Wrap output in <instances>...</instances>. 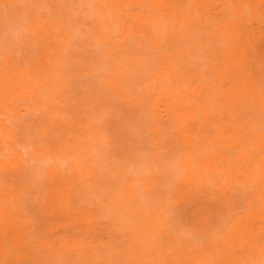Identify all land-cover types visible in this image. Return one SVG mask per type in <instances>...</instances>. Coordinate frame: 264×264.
<instances>
[{"label": "bare ground", "instance_id": "obj_1", "mask_svg": "<svg viewBox=\"0 0 264 264\" xmlns=\"http://www.w3.org/2000/svg\"><path fill=\"white\" fill-rule=\"evenodd\" d=\"M0 28V264H264V0H0Z\"/></svg>", "mask_w": 264, "mask_h": 264}, {"label": "rangeland", "instance_id": "obj_2", "mask_svg": "<svg viewBox=\"0 0 264 264\" xmlns=\"http://www.w3.org/2000/svg\"><path fill=\"white\" fill-rule=\"evenodd\" d=\"M0 33H2V35L0 36V39H2V40H4L5 41V45H6V47L8 48V47H10V46H13L14 44H13V42L11 41V39L9 38V33H5L4 31H2V28H0ZM13 39H14V36H13ZM2 48V46H1V44H0V49ZM0 51H3V49L2 50H0ZM255 110H256V112H258V114L260 113L259 112V110L257 111V109H254V112H253V110L251 109V110H249L248 112H247V116L248 115H256V116H259L257 113H255ZM253 113H252V112ZM255 113V114H254ZM24 116V115H23ZM256 116H254V118H256ZM22 117V116H21ZM40 117V116H39ZM27 118H29L28 120V122H27ZM27 118H22V119H20L21 121H20V124L19 123H17V126H19V125H21V123H22V125L24 126H28V127H30L29 125L34 121H32V120H30V118H31V116L30 117H27ZM258 118H261V115H260V117H257L256 119H258ZM26 120V121H25ZM23 122H24V124H23ZM31 122V123H30ZM22 125H21V127H22ZM14 126H16V125H14ZM21 127L19 126V127H17L18 129H21ZM28 127H23L22 129H25V131H27L28 133H29V131H30V128H28ZM15 128V127H14ZM29 130V131H28ZM19 131V130H18ZM24 131V132H25ZM23 132V131H22ZM27 132H25V133H27ZM27 162H28V164H29V167L31 168V169H33L35 166H39V165H41V164H44L45 162L44 161H34V160H27ZM91 208L93 209V211L94 212H97L98 211V208H97V205L93 202L92 204H91ZM110 230L112 231L111 232V234H109V235H103V234H101V238L102 239H104V240H109V241H111V242H118V241H120L121 240V238H120V236H119V234L118 233H116V228H114L113 226L111 227L110 226Z\"/></svg>", "mask_w": 264, "mask_h": 264}]
</instances>
